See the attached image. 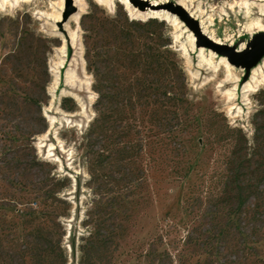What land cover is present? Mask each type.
Here are the masks:
<instances>
[{"label": "rangeland", "instance_id": "rangeland-1", "mask_svg": "<svg viewBox=\"0 0 264 264\" xmlns=\"http://www.w3.org/2000/svg\"><path fill=\"white\" fill-rule=\"evenodd\" d=\"M112 1L109 8L96 0H7L0 6V255L8 263L23 264L17 253L38 247L36 231L45 227L60 237L65 264H81V247L98 223L97 204L112 196L103 199L102 182L94 183L91 173L97 156L93 152L99 153L104 144L100 136L92 151L87 141L98 117L95 86L102 80L115 85L122 73L132 82L133 73L120 64L129 66L134 60L126 54H158L152 50L164 46L162 52L173 54L161 61L169 64L174 59L186 73V99L197 119L195 130L183 139L189 152L156 164L145 158L125 169V163L114 159V150L112 163L98 173L113 183L123 174L131 177L134 170L143 177L142 190L129 197L135 203L115 215L106 208L108 226L122 228L114 242L96 254V263L264 264V202L252 199L244 214H232L231 221L222 215L211 198V184L228 149L213 143L215 136L207 134L206 127L215 122L220 130L240 128L252 146L254 117L263 108L258 94L264 86L245 97L243 87L252 70L232 66L229 79L223 67L216 73L198 67L197 50L204 47L196 46L194 32L176 15L182 25L133 15L120 1ZM245 1L252 5L250 16ZM193 6L192 12L197 6L204 11L193 17L200 27L201 19L212 16L215 37L238 52L264 36V29L249 25L254 19L264 25V0H195ZM89 14L119 21L114 35L121 27L132 30L135 47L114 37L102 47L100 37L88 31L91 21H84ZM153 20V37L147 29L131 26ZM190 33L195 50L188 41ZM64 47L65 62L56 84L52 68L61 62ZM53 194L64 202L55 203L56 212L50 206ZM43 210L49 215L45 221L30 220Z\"/></svg>", "mask_w": 264, "mask_h": 264}, {"label": "trees", "instance_id": "trees-1", "mask_svg": "<svg viewBox=\"0 0 264 264\" xmlns=\"http://www.w3.org/2000/svg\"><path fill=\"white\" fill-rule=\"evenodd\" d=\"M84 18V21H91L88 31L100 37L99 41L104 44L102 47H108L113 37L123 39L126 44L135 47L136 36L132 30L121 27L119 34L114 35L115 29L120 24L119 21H108L96 14H89ZM154 22L156 21L153 20L145 25L133 23L131 26L135 29H147L148 36L153 37L157 34L156 30H150ZM161 47L164 46L153 50L149 48L152 51L156 50L158 54L149 55L140 52L135 56L130 51L126 54V57L131 56L134 60L129 66L120 64L125 70L133 73L132 82L128 83V79L122 73L115 85H108L107 80L104 79L106 84L102 80L95 86L99 94L98 117L88 131L87 141L91 150L100 136L102 137L100 142L104 144L99 153L93 152L94 156H97L91 173L94 183L102 182L100 186L101 190L103 189L101 193L103 199L112 196L106 202L101 201L97 204V209H100L98 223L94 233L81 247V264H97L96 254L101 253L102 248L114 242L118 236L117 230L121 231L122 227L117 225L113 228L108 226L110 220L104 216L106 208H110L112 215H115L125 205L135 203L129 201V197L142 190L140 182L143 177L134 174V170L130 173L131 177L128 178L123 174L117 181L112 179L113 183L111 178L109 180L108 176L98 173L100 167L103 169L105 164L112 163L114 150L118 155L114 159L125 163V169L129 165L138 166L145 158H148L150 163L156 164L166 158H172L173 154L176 159H180L189 152L183 139L195 130L197 119L192 115V108L186 99V73L174 59L169 64L161 61L173 54L170 50L162 52ZM126 51V48L123 49V52ZM149 58L152 60L148 61ZM170 72H173V76L166 79ZM112 90H115L114 94H111ZM258 98L263 108L254 117L255 134L252 146L240 128L233 129L227 126L226 129L220 130L215 122L206 126L207 134L215 136L213 143L222 144L228 149V153L219 162L223 168L216 171L212 178L211 186L214 189L211 198L216 205L221 206L222 215L224 217L226 215L229 221L233 218H231L232 214H244L252 199L264 202V90L259 92ZM67 102L69 101L66 99L63 104ZM199 143L201 147L206 145L201 140ZM55 197L54 194L50 197L53 201L50 206L54 208V212L57 210L55 206L57 201L64 203ZM225 206H228V210H225ZM38 215L30 220L45 221L49 216L44 210ZM36 232L38 247L30 246L17 253L21 256L23 264H28L27 260L31 262L30 264H65L67 258L60 237L56 238V234L45 227L39 228ZM9 257L11 261L13 257ZM0 264L12 263H8L1 254Z\"/></svg>", "mask_w": 264, "mask_h": 264}, {"label": "bare ground", "instance_id": "bare-ground-1", "mask_svg": "<svg viewBox=\"0 0 264 264\" xmlns=\"http://www.w3.org/2000/svg\"><path fill=\"white\" fill-rule=\"evenodd\" d=\"M9 1V0H8ZM97 2L100 3V5H104L107 6L109 8V6L112 5L113 1L112 0H96ZM120 1L122 4H124L126 6V8L128 9V11L133 14V15H139L140 17H148V18H157L159 20H164V21H173L175 24L178 25H182L181 22H179L178 18L175 15L170 14L169 12H165V11H158V10H146V12L142 13L140 11H138L136 8H133L132 5L130 4V2L128 0H118ZM146 1H150L153 2L154 4H165L167 2H164L165 0H146ZM7 2V0H0V6L3 8L5 5V3ZM195 0H185L183 2L180 3V5H182L186 10H188L192 16L194 18L199 17L198 13L204 14V11L200 8V6L196 7V11L192 12L190 11V7H194ZM16 5V4H15ZM241 5V4H240ZM245 6L247 14L250 16L251 13V4L248 1H245L244 4H242ZM234 6H231L229 8H233ZM263 11V10H261ZM213 22V18L212 16L208 18V21L201 19L200 20V24L201 27L203 28V32L205 35H207L211 40H214L218 43H222L221 40H219L218 38L215 37V31L214 30H210L212 23ZM250 26H258L261 29H264V25L260 24L259 19H254L251 24H249ZM188 41L191 44V49L195 50L196 48V43H195V39L194 37L191 35V33L188 35ZM183 52L185 55H187V48L184 47L183 48ZM66 56V52H65V47L63 48V56L62 59L60 60L61 62L59 64H56L55 67L52 68V73L53 76H55V83L57 84L59 81V75H58V69L60 67L63 66L64 64V58ZM197 56L199 57L198 60V67L200 68H206L214 73H216L217 69L223 67L225 70H227L228 74V78L229 79H233V67L228 63V61L226 60V58L224 57H219L217 56L214 52L211 51H206L205 48H199L197 50ZM262 86H264V58L262 59L261 63L259 65H257L256 67L252 68L251 74L248 78V80L245 82V85L243 87V93L245 97H248V95H250L253 92H257ZM230 95H233L232 93H230Z\"/></svg>", "mask_w": 264, "mask_h": 264}, {"label": "water", "instance_id": "water-1", "mask_svg": "<svg viewBox=\"0 0 264 264\" xmlns=\"http://www.w3.org/2000/svg\"><path fill=\"white\" fill-rule=\"evenodd\" d=\"M130 4L137 10H158L169 12L176 15L181 21L190 28L196 37L197 47H204L214 52L217 55L227 58L229 64L236 68L246 69L248 72L264 57V36L259 35L255 37V40L249 44V46L238 52L236 49L229 45H223L214 40H211L204 34L199 23L193 18V16L186 11V9L179 4L167 2L165 4H154L153 2L146 0H128Z\"/></svg>", "mask_w": 264, "mask_h": 264}]
</instances>
